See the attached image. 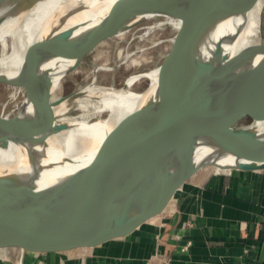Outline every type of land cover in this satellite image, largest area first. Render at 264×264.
<instances>
[{"label":"water","instance_id":"obj_1","mask_svg":"<svg viewBox=\"0 0 264 264\" xmlns=\"http://www.w3.org/2000/svg\"><path fill=\"white\" fill-rule=\"evenodd\" d=\"M3 1L12 0H0V4ZM163 2L172 3V8H157ZM257 2L117 0L81 48L74 42L70 58L76 62L68 74L99 44L117 37L126 23L141 15H184L186 22L156 66L163 78L175 69L189 36ZM222 59L220 65L206 64L198 73L187 75L164 98L123 117L89 163L49 189L26 190L16 177L1 181L0 264H52L80 252L102 253L132 237L166 212L203 167L214 164H196L197 143L184 147L188 139L213 140L220 152L232 155L234 164L224 169H264V138L253 126L255 121H264V40L235 54H224ZM37 80V74L30 75L24 89L33 102L41 96L36 105L49 110L54 94L42 93ZM0 83L17 85L1 75ZM16 115L0 116V128L19 137L32 124L19 122ZM247 120L250 124L242 126ZM5 139L0 136V143Z\"/></svg>","mask_w":264,"mask_h":264},{"label":"bare ground","instance_id":"obj_2","mask_svg":"<svg viewBox=\"0 0 264 264\" xmlns=\"http://www.w3.org/2000/svg\"><path fill=\"white\" fill-rule=\"evenodd\" d=\"M116 2L12 0L0 4V75L17 84L12 86L14 92L24 90L22 103L32 104L26 115L16 116L19 122L32 124L25 134L16 137L0 128V136H6L4 143H0V182L16 177L24 189L41 191L85 166L104 137L123 117H129V113L148 102L164 98L177 88L176 83L180 85L182 79L198 73L204 65H220L224 54L232 55L253 45L264 7V0H258L253 7L223 17L193 33L184 43L175 71L163 78L159 77L158 67L127 77L121 87L100 85L96 78L52 103L49 110L36 105L41 96L33 102L24 89L30 84L29 76L37 74L42 93L49 90L56 94L61 88L63 74H68L76 62L70 58L74 42H78L77 47L81 48ZM172 6L170 2H163L157 8L170 10ZM150 9L156 10V6H150ZM154 17H163L177 30L186 22L184 15L179 18L152 13H145L137 20ZM137 20L126 23L117 37L137 25ZM100 68L106 67H98L95 72ZM143 78L149 80L147 89L135 90V85ZM30 90L27 89L29 93ZM75 107L82 111L79 116L72 115ZM105 113L107 117H104ZM92 115L97 116L96 119H91ZM253 126L257 135L264 138V121H255ZM197 141L198 138L188 139L184 144V147H190L197 143L196 164L207 161H214L211 166L215 167L234 164V157L220 152L213 140ZM218 168L216 171L224 170Z\"/></svg>","mask_w":264,"mask_h":264},{"label":"crops","instance_id":"obj_3","mask_svg":"<svg viewBox=\"0 0 264 264\" xmlns=\"http://www.w3.org/2000/svg\"><path fill=\"white\" fill-rule=\"evenodd\" d=\"M168 262L264 264V169L200 170L132 237L52 264Z\"/></svg>","mask_w":264,"mask_h":264},{"label":"rangeland","instance_id":"obj_4","mask_svg":"<svg viewBox=\"0 0 264 264\" xmlns=\"http://www.w3.org/2000/svg\"><path fill=\"white\" fill-rule=\"evenodd\" d=\"M260 23L258 34L253 38L254 42L264 40V7ZM176 32L175 26L166 23L163 17H154L133 26L122 37H112L110 38L112 40L103 41L71 73L68 75L63 74L61 88L53 97L54 103L58 102L61 97L67 96L91 83L94 79L95 69L98 67L108 69L100 68L97 70L96 82L100 85L106 83L105 86L114 87L123 86L127 77L133 74L155 68L162 62L171 48ZM148 81L146 78L141 79L134 89L144 90L148 85ZM178 86V83H176V87ZM14 91L12 86L0 83V116L13 117L17 114L16 116L20 117L26 115L29 108L31 109V103H22L25 96L24 90ZM81 113L82 111L78 107L72 110L73 116H79ZM107 116L108 114L105 113L104 117ZM96 117L95 115L90 116L93 120ZM249 124L250 122L247 120L242 126ZM219 166L222 167V165L216 167ZM216 167L206 166L201 170L216 171Z\"/></svg>","mask_w":264,"mask_h":264},{"label":"built area","instance_id":"obj_5","mask_svg":"<svg viewBox=\"0 0 264 264\" xmlns=\"http://www.w3.org/2000/svg\"><path fill=\"white\" fill-rule=\"evenodd\" d=\"M167 264H171V263L168 262Z\"/></svg>","mask_w":264,"mask_h":264}]
</instances>
